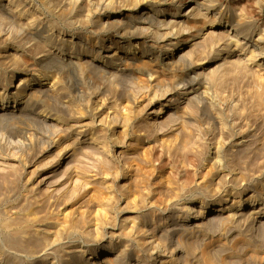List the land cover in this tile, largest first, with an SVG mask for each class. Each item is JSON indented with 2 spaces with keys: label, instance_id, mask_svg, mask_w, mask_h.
Masks as SVG:
<instances>
[{
  "label": "bare ground",
  "instance_id": "1",
  "mask_svg": "<svg viewBox=\"0 0 264 264\" xmlns=\"http://www.w3.org/2000/svg\"><path fill=\"white\" fill-rule=\"evenodd\" d=\"M243 1L244 0H0V22L1 23L10 22L9 24L11 23L15 24L18 27H20V30H22L23 33H25L24 38H20L19 34L21 33L19 34L15 33L12 35L0 37V124L3 123L6 119L9 120L8 118L16 120L15 122L17 123L14 125V127L15 126L16 127L13 130V132L15 133V135L22 134L23 142L28 144V147H34L33 151L30 153V161L31 159L35 160L38 157L42 156L44 152L47 153L48 149L46 150L45 147H52L54 145L60 148L63 147L64 149L65 143H66L65 147L68 146L70 148L72 147L69 151L65 152V155L66 153H69L71 150H74V152L71 155L73 159L72 158L71 159L78 160L81 158L78 155L79 154L82 155V153L85 155L86 152L77 149L76 148L78 147L77 144L80 143V140H82L83 138L88 139L89 135H91L89 139L95 141L97 140L99 141V143H101L100 147H110V144L113 141H115L114 137L115 136L117 137L118 133L130 134L132 132V134L134 133L137 134V136L139 137L138 141L139 140L145 141L146 135L150 134L148 133V131L151 130L152 132H154V130H156V127H160V125H162L163 123L159 125L156 124L154 121L146 125L144 124L140 125L135 122V119H137L138 121L139 118H137V116L139 115V113L140 115L141 112L146 113L148 109L156 105V103L158 104V106L153 111L155 116L165 117L168 113L170 114L174 113V115L177 113L178 117H182L183 120L184 117L195 116L192 115L193 111L191 112L189 110L191 108H188L189 107L187 106L188 104L191 103L197 104L200 102L207 101L206 106L209 107V111L211 112L210 114L213 115L212 116L213 118L209 115L208 116L210 117V119L212 118L213 121H215L214 123V125L216 124L215 132L217 131L218 134L222 133L221 134L222 136L225 135L224 136L225 140L224 139L222 140L224 141V144H219L220 143L219 141L221 140H218L219 142L217 143L218 145L216 144L214 145V147H212L213 148L211 150L212 157L208 156L206 159L207 165H205L204 170H197L198 171L197 175L194 174L197 176L196 179H200V182H196L194 184L193 180L189 181L187 179L188 180L187 181L184 177L183 171L182 172L180 171L178 173V176L176 174L177 172L173 173L177 176V178H173V182L175 183L174 187H177L178 190H180L182 196H184L186 192L188 193V191L197 192V193L203 192L204 198L202 199L201 197L198 198L195 197L192 200H190V202L185 204L186 206L183 207L185 210H187L189 214L187 219H182L179 217L180 220L175 219L178 221L175 222L173 219L174 217L172 216L171 217L172 219L168 218V221L170 219L169 222L170 224L168 223L169 226L165 227V229L160 228V225H156L155 223L156 221L155 222L152 221L151 215L155 210L153 209V212L150 210L152 213L148 212L150 208L147 207L143 208L141 212L139 210L140 212L139 214L133 215L132 217L129 218L125 217V219H130V218L133 219L131 220L133 221V223H131V226L134 227L133 228L134 230L136 228V231L134 232L137 235L135 236H138V238L140 236V239H144L143 241L145 245H147L146 246L147 248L145 249L148 250V252L149 251L154 252L152 250L157 245V243H155V240L153 239L152 234H149L148 229L149 231L153 229L155 234L156 235L158 234L157 236L159 238H162L161 240L166 238L164 237L167 235L166 233L172 230L174 231V229H176L177 227L185 226L183 227V230L186 229L188 231H190L189 229L191 228L190 233L186 232L187 234H191L193 232L192 230L196 228L200 229V227L203 228L205 224L208 223L212 224L213 221L212 222L210 221L212 218H214L212 217V215H214L215 213L216 214L219 213L218 214V217L220 218L219 221H221L222 219L221 222L224 224V225L222 224V227L224 226L225 228L226 226H234L240 224L242 218L244 219L248 218L250 224L252 225L258 223L260 221V218L264 217V166H261L263 167V169H261L262 173L257 178L253 176L250 177V173L248 175L246 170L243 169V165L247 163V158L248 157L250 158V156L252 158V154H251L252 150L255 151V149L251 148L253 144V143L251 144V141L253 140L251 136L253 134L251 135L242 134V136L239 138L244 137L243 139H246V141L244 142L243 140V142L240 143L239 141H237L239 139L237 138V134L239 133L238 130H236V128L238 127L235 126V123L233 124V122L230 124L229 118H232L233 120H235V122L236 120H241V121L249 120L252 121L251 124L255 122L257 124V127H261L263 129L262 124L261 126H258L259 123L256 121V117L254 116L255 115L253 112L254 110L251 109L254 105H252V107L250 108L249 107L250 103H248L249 101L246 102L244 100L243 105L240 102V107L242 105L240 109L242 108L244 109V110L242 109L243 111L238 110L240 111V113L237 112L235 113L234 111V113H232V116L227 115L229 111L228 112L226 111L227 114L225 113L224 110L225 107H223L222 102L214 100L212 98L210 99L211 97L210 90L216 84L214 80H216L217 71H215L214 68L213 70H211V76H206V74L204 75L203 72L202 73L197 72L194 64L195 61L202 60L200 62L202 64H204V62L206 61L207 62L211 61V63L212 62L217 63L216 65L221 66L226 60L229 62V59L227 58L241 54V55H245L246 58L245 57L244 58L247 62V65H249L250 67H252L253 65L254 66L257 65L258 67L261 66L263 67V69L261 68L262 69L261 71H264V0H249L251 4H242ZM248 5L255 7L254 9L252 8L251 9L252 10L256 9V12L250 10V8H248ZM259 16H261L262 19L261 23H257ZM217 26L219 27V29L221 28V30L216 29ZM27 44H29V46H26ZM222 45L223 47L225 46V48H222L221 47ZM233 46H235L236 48H233ZM230 52H231V56L229 57L226 56V54ZM241 58L239 57L240 60H242ZM223 67H227V66L223 65ZM228 70H230V67L228 68ZM258 73L259 72H257V75ZM117 75L120 77L122 75H128L131 76V78H134V81L135 82L137 81V83L142 87V88L139 87L143 89L141 90L142 92H139L140 91L139 88H138L139 91L137 90L139 93L131 92L130 88H127L126 85L120 84L121 81L116 79ZM110 76H114V77L116 76V78L113 80V83L111 85H108V87H106L107 84L104 85L101 82V79L103 77L108 78ZM231 78L233 79V77ZM257 78L255 79V81L257 80ZM108 81H110L109 78ZM220 82H218V86H220L221 88L222 87L221 85L223 84L219 85ZM229 82L230 81H228V83ZM256 83L257 82H254V84ZM96 84H98L100 88L95 89L94 86L97 87ZM257 84L255 86H257ZM224 85L227 86V84ZM215 87H217V85ZM261 87H264V85ZM144 89H148V90L146 91ZM262 89L263 88H261V91H263ZM261 91L259 93V91L256 90V92H254L253 90L252 98L250 100V101L253 100L252 102H254L255 104L254 107L257 106L258 110L259 108L264 107V102H263L264 98L261 100V96L263 95L261 93L263 92ZM235 92L237 93V91ZM238 93L240 94V90H238ZM244 93H246V91ZM246 95L247 94H245V97ZM64 96L73 97L72 98L73 100L70 98L69 107L67 104H64L65 103V101H63ZM238 97L240 96L238 95ZM207 98L210 101H208ZM126 101L128 102V104L123 106V103H125ZM178 103H180V106L178 109H175V105H178ZM234 106H236V104H233V108L235 110ZM123 107L124 108L126 107L125 109L126 112H124ZM109 109H113V112L116 115L113 119L109 118L110 120L109 122H107L106 121L108 119L107 117L108 116L111 117V115L109 114L110 112ZM136 109L138 110L140 109V112ZM260 111H259L260 113L263 112L261 109ZM203 113L205 114V112ZM105 114L107 115L105 116L106 119L104 117ZM257 114L258 113H256V116H258ZM85 118L88 120L90 119L91 121L89 120L90 122H87L85 121ZM196 118L197 116H195V119ZM38 120L45 123L43 124L46 125L45 129H41L39 126L36 125ZM53 121L61 123L62 129L57 131H52L53 129L51 130L49 126L50 125L54 126ZM262 122L263 120L260 123ZM110 123L115 124L114 127L111 126ZM119 128L121 129L123 128L122 132L121 131L116 132V130H119ZM111 134L115 135L113 139L112 137L110 138ZM118 135L119 137L121 136V134ZM218 136L219 135H217V137ZM213 138L211 142H213ZM117 140L119 139L117 138ZM121 140L123 139H120V141ZM140 144L141 143H139V145ZM155 144H151L150 147L157 148V145ZM249 144H251L250 147L241 148L239 149V151L238 148L236 149V151L233 149L232 151L234 152H231L230 151L231 149L229 150L230 151L229 152L227 147L228 145L249 146ZM250 148L252 150H250ZM155 149L153 148V150ZM157 150L153 153V155H151V159L158 160L159 164L162 163L163 165L165 164L169 165L170 162L167 163V161L172 157L168 159L163 155L161 151L160 153L159 150L158 151ZM205 150L201 147L193 152V154H195L194 156L198 160L197 166L200 165L201 167V165L205 164V161L203 160L205 159V156L208 154L207 152L209 151V150L208 151ZM89 154L91 153L89 152ZM256 154L257 153H255L254 156ZM260 154L261 153H258L259 158H260ZM229 155L231 156L230 163L231 166L233 167H232V171L228 172L226 163L229 160H227L226 157ZM262 156L264 155L262 154ZM255 157L258 156L256 155ZM60 159H62V156L60 157ZM261 161L264 162V160ZM155 162L158 163L157 161ZM250 164L248 163V166H250ZM254 165L252 166L254 167ZM73 166L71 167V170L69 172H65L66 173L65 176L67 175L66 178L71 177L73 173L76 171L75 166L74 167ZM104 166L103 167L99 166V167L104 168ZM117 167L118 166H115V168L113 169L111 167L110 169L114 170ZM84 168L86 167L84 166ZM84 173L83 175L80 176L84 178L81 180H85V179L87 180V178L89 177ZM175 175L173 176L175 177ZM193 176L191 177L193 178ZM111 186L114 188L111 189L110 188ZM107 188L108 190L103 191V193L105 195L106 194L111 195L112 197V194L116 188L115 184L113 185L110 184L109 187ZM248 190L251 191V194L247 192ZM157 191H159V189ZM85 192L86 190L84 191L83 188L81 189L80 187L77 186L76 188H74L73 191L72 190L69 191L66 189V191L64 190V192L61 193H66L67 196L72 195L71 197L76 196L78 198L83 195H86ZM130 192H133L132 188L130 189ZM183 192L185 193L183 194ZM89 194H93V193L91 192ZM108 195H106V197ZM195 195L197 194L195 193ZM199 198L201 200H199ZM131 201L133 200L131 199ZM142 202H144V200ZM172 204L175 205L174 203ZM111 205L110 206L107 205L105 209L107 211L109 209L112 211ZM125 208L127 209L128 207ZM222 211L228 212L227 215L226 214L224 215V212ZM178 214L180 216L181 213ZM162 218L161 220H164V218L163 219ZM52 219L59 220L56 218V216L55 218ZM113 219L115 218L113 217ZM78 220L80 221V219ZM21 221L22 220H20V224L22 223ZM63 221L62 223L65 224V225L63 224L64 225L63 227L66 228L65 226L67 222L65 221V219H63ZM73 221H71L72 223L68 222L71 223L70 225L67 224L69 226L68 229H70V231L68 230L69 231L68 234L65 232L67 228L65 229V231L63 230L64 228L62 230L60 229L61 231H59V228L61 227L62 223L57 224L60 227L58 226L55 231H53L54 228L52 230L49 229L50 227L48 228L44 226L43 228H41V226L38 227L37 225V228H39V230L35 229L36 230L35 232L37 233L33 231V236H32L33 238L31 237L32 239L30 240L23 239L21 235L24 234L25 229L24 230L21 229L23 232L22 234L19 230V228L21 227L19 228L17 227L21 235L18 234L20 235L18 236L17 234L16 235L12 234L15 236L11 237L7 243L9 247L12 248L13 250L11 249L12 252L8 254L7 256L8 260H5L0 264H16L19 251L32 252V254L36 253V255L40 257L38 260H36L31 264H50V263L53 264L52 261L55 258L54 257L55 253L56 255L61 254L59 256L61 257L63 256L67 258L70 253H71L70 255H72V253H76L75 256H78V254L80 255V252L81 254L88 252L89 251L88 249H83L84 247L83 248L81 246L78 247L77 246L78 244L74 245L73 242L70 241L67 242V240H65L66 236L63 234V232H65L67 235L70 236L71 229L72 230L73 228L76 229L75 226H78L79 224V222L76 221L77 222L76 223ZM54 222L55 221H53V223ZM163 222L161 221L159 222V224L160 223L163 224ZM5 225L7 226V224ZM11 225L9 226L11 227ZM29 225L30 224H28L27 226L28 228L30 227ZM150 226L152 229L150 228ZM209 226L210 225H208V227ZM208 227L207 229H209ZM28 228H26V230ZM32 229L34 230V228ZM130 230L131 229H129V231ZM195 231H199V230H195ZM208 231L209 230H207V232ZM34 233L37 234L36 237L34 236ZM193 234L195 233L193 232ZM250 234L252 235V233ZM169 235L171 236V234ZM252 238L251 239L244 238L243 241H240L242 239H239L232 244V247L230 246L231 247L230 249L227 247L229 250L232 249L231 252H233L228 256L229 259L231 258L230 260H233L231 261L232 262L231 264L240 263V262H241L240 264H264V252L262 253V251L260 252L258 251L260 245H257L254 241L257 238H254V240ZM108 241L110 242L109 239ZM123 241L125 240L122 239L120 244H117V246L113 244L116 246L114 248L111 246V243L99 244L96 248L91 249V252H89L90 257L79 259L78 264H130L129 262H127L126 259V257L128 256L126 251L128 249H126L127 248L126 244H124ZM145 245L143 244V246ZM216 245H215V249H213L210 246L208 247L209 249L206 250L207 251L206 253L208 254L209 258H213L215 256L214 252L217 249ZM9 247L8 250L10 249ZM150 248H152V250H149ZM137 252L139 253V251ZM156 252L157 251H155V254ZM155 254H153V256ZM162 259L161 261H164ZM224 260H226V258ZM230 260H228V263ZM213 261L214 260L212 259V261H208V263L206 264L213 263ZM214 264H216V262ZM218 264L221 263L218 262Z\"/></svg>",
  "mask_w": 264,
  "mask_h": 264
},
{
  "label": "rangeland",
  "instance_id": "2",
  "mask_svg": "<svg viewBox=\"0 0 264 264\" xmlns=\"http://www.w3.org/2000/svg\"><path fill=\"white\" fill-rule=\"evenodd\" d=\"M242 4H251V3L249 2V0H244L242 2ZM248 8H250V10H252L255 7L248 5ZM252 11L256 12V9L252 10ZM262 18H263V15H262ZM261 21H262L261 16H259L257 23H261ZM9 23L10 22H7V23H5V22L1 23L0 22V37L12 35L15 33H18V34L21 33V34H19L20 38L25 37V33H23V31L20 30V27H18L15 24H12V23L9 24ZM216 29L221 30V28L219 29L218 26L216 27ZM18 30H20V31H18ZM231 40H228V41H231ZM26 46H29V44H27ZM221 47L225 48V46L223 47V45ZM233 48H236V47L233 46ZM231 52L226 54V56H228V57L231 56ZM238 55L240 58L242 57L241 58L242 60L239 59ZM238 55H234L235 57L231 56V57L227 58V59H229V62L225 59L226 61L224 60L225 62L221 66L216 65L217 63H213V62L211 63V61L210 62L206 61V62H204V64L200 63L202 60H198V61L194 62L195 69L197 70V72H200V73L203 72V74L204 75L206 74V76H211V70H213L214 68H215L214 70L217 71L216 80H214L216 84L210 90L211 91L210 99L212 98L214 100L222 102L223 107H225L224 108L225 113H226V111L227 112L229 111L228 114L226 113L229 116H232V113H234V111H235V113L236 112L240 113V111L244 110L243 108H242L243 110L240 109L244 103V100L246 102L249 101L248 103H250L249 104L250 108L252 107V105L255 106L254 102H252L253 100L250 101L252 98L253 90H254V92H256V90H257L260 93L261 88H263L262 89L263 91H261V92H263V93H261V94H263L261 96V100L264 98L263 97L264 96V87H261L264 85V80H262L264 78H261V77H264V73H263L264 71H261L263 69V67H261V66L258 67L257 65H255V66L253 65L254 67L252 66L253 67L252 68L249 65H247V62L245 60V58H246L245 55H241V54H238ZM243 60H245V61H243ZM223 65L227 66V67H223ZM211 67H212V69H211ZM229 67H230V70H228ZM231 69H233V70H231ZM218 71L219 72L221 71V72L219 73ZM224 71H226V72H224ZM208 72L210 73V75ZM255 72H256V75H257V72H259L258 75L260 78L258 77V75L257 76L255 75ZM228 73L230 74L231 77H233V79L229 76ZM261 74H262V76H261ZM122 76L120 77L117 75V78H116V76L115 77L110 76L111 78L108 77L109 80L112 82L108 81L107 77H106L107 79L105 77H103L101 79V82L104 85L107 84L106 87H108V85H111L113 83V80L116 78L122 82V83L120 82L121 85H126L127 88H130L131 92H133V93L142 92L141 91V90H143V89H141L142 87L137 83V81L136 82L134 81V78H131V76H128V75H122ZM125 76H127V77H125ZM235 76H236V78H235ZM256 78H257V80L255 81ZM259 80H260V82H259ZM132 81H134V82H132ZM216 81L220 82L219 85L227 84L228 88L226 85H224V87H223V85H221L223 87V89H222V87L220 88V86H218V82H216ZM226 81H227V83H226ZM228 81H230V82L228 83ZM240 82H241V85H243V83H244V85L241 86ZM254 82H257V83L259 82L260 85H259V83L258 84L256 83L257 86H255L256 84H254ZM235 83H236V85H235ZM262 83H263V85H262ZM98 84H96L97 87L94 86L95 89L100 88L98 86ZM246 84H247V86H246ZM251 84H252V86H251ZM137 85H139V86H137ZM216 85H217V87H215ZM229 86H231V87H229ZM239 86H241V87H239ZM139 87H141V88H139ZM242 87L243 88L246 87V88H244V90H243ZM138 88L140 89V91ZM217 88H219V89H217ZM248 88H250V89H248ZM144 90L147 91L148 89H144ZM238 90H240V94L238 93ZM235 91H237V93ZM243 91L244 92L246 91V93H244ZM247 92H250L251 94L247 93ZM245 94H247L246 97H245ZM248 94H250V95H248ZM238 95L240 97H238ZM213 96H214V98H213ZM247 96H250V97H247ZM229 97L231 100L229 99ZM70 98L72 99L73 97L64 96V98H63V101H65L64 104H67L68 107L70 106V104H69ZM246 98H247V100H246ZM207 100H208V98H207ZM208 101H210V100H208ZM240 102L242 104L241 107H240ZM263 102H264V100H263ZM126 104H128L127 101L125 103H123V106ZM206 104H207V101L200 102L197 104H194V103L188 104L187 105V106H189L188 108L192 109V110L191 109H189V110L191 112L193 111L192 115L197 116V118L195 119V116L194 117L188 116L189 118L184 117L182 120V117H178L176 112H175L176 113L175 115H174V113H172V114L168 113L165 117L155 116L153 111L158 106V104L156 103V105L150 107L149 108L150 110L148 109V111L146 113L141 112V115L139 113V115L137 116V118H139L138 121H137V119H135V122L137 124H140V125L141 124L146 125V124H148L150 122H154V121L156 124H159V125L163 123L162 125H160V127H156V130H154V132L149 130L148 133H150V134L146 135L145 141H140V140L138 141L139 137L135 133L132 134V132L130 134L118 133V134H121V136H120L121 138L119 137L118 134H117V137L115 135H112V134L110 135V138L112 137V139L115 136L114 140L116 141V142L113 141L110 144V147H100L101 143H99V141H97V140L95 141V140L89 139L91 137V135H89L88 139L83 138L82 139L83 141L80 140V143H78L79 145L77 144L78 147H76L77 149L85 151L86 154L85 155L83 153H82V155L79 154L78 156L81 158L78 160L74 159L75 161L72 160L73 158L71 156L72 153L74 152V150H71L69 153H66V155H65V152L69 151L72 148V147L70 148L69 146L65 147L66 143L64 144V149H63V147L60 148V147H56L54 145L52 147H45L46 150L48 149L47 153L44 152L42 156L38 157L35 160L31 159V161H30V153L33 151L34 147H28V144L23 142L22 134H16L15 135V133L13 132V130L16 127V126L14 127V125L17 123V122H15L16 120L11 119V118H8L9 120L6 119L7 121L5 120L3 123L0 124V263L5 261V260H8L7 256L10 252H12L11 251L12 248H10L8 243H7L11 237L15 236L16 234L17 235L20 234V232L23 234L22 230L25 229L24 234L23 235L20 234V235L23 237V239L30 240L33 238L32 237L33 231L35 232L36 230H39V228H37V225H38V227L41 226V228H43L44 226L48 227V228L50 227L49 229H52V230L54 228L53 231H55L57 229V227L59 226L57 224H61L63 219H65V221L67 222L68 225H70L72 223L71 221L74 220L73 222H76L78 219H80V221L78 220L77 222H79V224L80 223L81 224L80 225L78 224V226H75L76 229L75 228H73V230L71 229L70 236L67 235L68 232L70 231V229H68L69 226L67 224L65 226L67 228L66 231H65L66 228L63 227L65 225L64 223H62V225H61L62 228L59 226L60 227L59 231H61L64 228L63 230L67 234L65 232H63V234L66 236L65 240H67V242L68 241L73 242L74 245L78 244L77 245L78 247L79 246H81L82 248L84 247L83 249H88L89 251L84 253V254H81V252H80V255L78 254V256H75L76 253H72V255H70L71 254L70 253L67 258L63 257V256L62 257L59 256L61 254L56 255V253H55V256H54L55 258L53 259V261L51 260L53 262V264H67V263L68 264H78L79 259L85 258V257H90L89 252H91V249L96 248L99 244H101V243L102 244H104V243L110 244L111 243V246L114 248L117 246V244H120L122 239L125 240V241H123V243L126 244V247H127L126 249H128L126 251L127 255H128L126 257V259H127V262H129L130 264L131 263L132 264H159V263L160 264H206V263H208V261H212V259L216 262V264H218V262L221 264H227L228 260L231 259V258L229 259L228 256L231 253H233V252H231L232 249L229 250L232 247V244L239 239H242L240 241H243L244 238H250L251 239L254 236H255L254 238H257V239H255V240H254V238H252V239L255 241V243L257 245H260L259 246L260 248L258 251L259 252L262 251V253H263L264 252V217L260 218V221L258 223H255L254 225L250 224L248 218H245V219L242 218L241 222L239 221L240 224L234 225V226H226V228H225L224 226L222 227V224H223L221 222L222 219H221V221H219V219H220L218 217L219 213H217V214L215 213L214 215H212V217H214V218H212L210 221V222L213 221L212 224L208 223V224L204 225V227L206 229L204 227H203L204 230L201 227H200V229L196 228V229L192 230L195 234H193V232L191 234H187L188 232L189 233L191 232V228L189 229L186 226L190 230V231H188L185 228H184L185 230H183V227H185V226L177 227L176 229H174V231L172 230L173 232L170 231L172 233H170V232L166 233L167 235L164 236L166 238L163 240H161L162 238H159L157 236L158 234L157 235L155 234V232L153 231V229L150 226V228L152 230L149 231V229H148V232H149V234H152L153 239L155 240V243H157V245H156V247H154L155 249L152 247L153 250H152V248H150L149 250H152L154 252H151V251L148 252V250L145 249V248H147L146 247L147 245H145V243L143 241L144 239H140V236H139V238H138V236H135V235H137L134 232V231H136V228L134 230L133 229L134 227L131 226V223H133V221H131V220H133V219H131V218L125 219V217L129 218V217H132L133 215L139 214L143 208L147 207V208H150L148 210V212H151V211L153 212V209L155 210L153 213L151 212L152 215H154V216L151 215L152 221H154V222L156 221L155 222L156 225H160V228L165 229V227L169 226L168 223L170 222V219L168 221V218H171L172 216L174 217L173 219L175 222H178L175 219H179V220H180V218L187 219L189 214H188L187 210H185L183 207L186 206L185 204L189 203L190 200H192L195 197L196 198L201 197L202 199L204 198L203 192L197 193V192H189L188 191L189 194L187 192L186 193L183 192V194L184 193L185 194H184V196H182V193H180V190H178L177 187H174L175 183L173 182V178H177L178 173L180 171L181 172L183 171L184 177L186 180L187 179L189 181L193 180L194 184L196 182H200V179H196V177H197L196 175L198 172L197 170H204L205 165H207V163H206L207 157L208 156L212 157L211 150L213 149L212 147H214V145H216L219 142H220L219 144H224V141H222V140L223 139L225 140V137H224L225 135L223 134L224 136H222L221 135L222 133L218 134L217 131L215 132L216 124L214 125L215 121H213V119H212L213 115L210 114L211 112L209 111V107H207ZM233 104H236V106H234L235 110L233 108ZM237 104L239 107L237 106ZM227 105H228V107H227ZM179 106H180V103H178V105H175V109H178ZM193 106H195V107H193ZM230 106H232V107H230ZM253 107L251 109L254 110L253 111L255 114L254 116L256 117V121L259 123L258 126H261V124H262L263 129L261 127H257V124L255 122H253L254 125L251 124L252 121H249V120L248 121L247 120H244V121L236 120V122H235V120H233L232 118H229V123L231 124L233 122V124L235 123V126L238 127V128H236V130H238V133H239V134H237V138L241 137L242 134H245V135L253 134L251 136L253 139L251 141V144L253 143L254 145L252 144L251 148L255 149V151L250 148V150H252V152H251L252 158H251V156H250V158L248 157L249 159L247 158V163L243 165V169L246 170L248 175L250 173V177L253 176V177L257 178L262 173L261 169H263V167H261V166H264V164H263L264 162L261 161V160H264V156H262V154L264 155V140H263L264 139L263 138V136H264V134H263L264 133V131H263L264 130V107L259 108V110H258L257 106H256L257 108L256 107L253 108ZM125 109H126V107L125 108L123 107L124 112H126ZM231 109L233 110V112ZM236 109H237V111H236ZM260 109L263 111L262 113H260L261 112ZM136 110H138V109H136ZM238 110H240V111H238ZM109 111H110L109 114L111 115V117L110 116L107 117L108 118L106 120L107 122H109V120L111 118L113 119L116 115L113 112V109H109ZM138 111L140 112V109ZM202 111L205 112V114ZM256 113H258L257 114L258 116H256ZM208 115L211 116L212 118L210 119V117ZM105 116H107V115L105 114L104 117ZM105 119H106V117H105ZM162 119H163V121H162ZM89 120L85 118V121L90 122L91 120L90 121ZM96 120H97V118H96ZM259 120H260V122L263 120V122L260 123ZM239 121L241 124L239 123ZM97 122H99V121H97ZM53 123H54V126L53 125L49 126L51 128V130L53 129L52 131H57V130L62 129L61 123L54 122V121H53ZM113 123H115V122H113ZM43 124H45V123L40 121V120H38L36 123V125L39 126L41 129H45L46 125H43ZM110 125L114 127L115 124L110 123ZM24 126H26V125H24ZM260 128L262 129V131ZM254 129H255V131H254ZM122 130H123V128L122 129L119 128V130H116V132L117 131L122 132ZM239 130L241 132V135H240ZM256 130H257V132H256ZM193 131H194V133H193ZM213 132H215V133H213ZM261 133H262V135H261ZM217 135H219V136L217 137ZM189 137L190 138L192 137V138L190 139ZM117 138L119 140H117ZM212 138H213V142H211ZM243 138H239L237 141H239L241 143L244 140V142H245L246 139H243ZM254 138H256V139H254ZM120 139H123V140L120 141ZM125 139H126V141H125ZM214 139L215 140L217 139V140L215 141ZM257 139H259L260 142ZM18 140H20V141L22 140V141L20 142ZM218 140H221L222 142L221 141L218 142ZM214 142H215V144H214ZM119 143H121L122 145ZM139 143H141V144L139 145ZM150 143L151 144L156 143L155 145H157L159 152L161 151L166 158L169 159L172 157L171 159H169L167 161V163L170 162L169 165L165 164L166 165L165 166L162 163L159 164L158 160L151 159V155H153V153L157 150V148L156 147L151 148ZM251 144H249V146H242V145H236V146L231 145L230 146V145H228L227 147H228V151L231 149L230 151L234 152V151H232L233 149L236 151V149L238 148V151H239V149H241V148L250 147ZM93 146H96V147H93ZM201 147L204 150L206 149L207 151L208 150L209 151L207 152L208 154L205 156V159L203 160V161H205V164L201 165V167H200V165L197 166L198 160L194 156L195 154H193V152L198 150ZM81 148H83V149H81ZM149 148H150V151H149ZM153 148L154 149L156 148V149L153 150ZM178 151L180 153H182V152L183 153L180 154ZM89 152L91 154H89ZM150 152H152V153H150ZM253 152H254V154L257 153L256 155L258 157H255L256 155L254 156ZM63 153H64V155H63ZM165 153H166V155H165ZM187 153H189V154H187ZM210 153H211V155H210ZM258 153H261L260 158H259ZM58 154H60V155H58ZM106 154H108V155H106ZM175 155H177V156H175ZM61 156H62V159H60ZM230 157H231L230 155L226 157V159L229 160V161L226 160L227 161L226 166H227L228 172L232 171V167H233V166H231V163H230ZM253 158H255V159H253ZM256 158H258V159H256ZM183 159H184V161H183ZM76 161H77V163H76ZM155 161H157L158 163H156ZM249 161H251V162H249ZM260 162H261V165H260ZM248 163L249 164L251 163L250 166H248ZM73 164L76 168V171L73 173V175L71 177H67L68 178L67 179L66 178L67 175L65 176V174H66L65 172H69L71 170V167L73 166ZM113 164H116V165H113ZM102 165L103 166L105 165L104 168H101V167H103ZM160 165H163V166H160ZM252 165H254V167ZM84 166L86 168H84ZM99 166H101V167H99ZM115 166H118L116 168L117 170L114 169L116 171L112 170L113 168H115ZM255 166H257V167H255ZM111 167H112V169H110ZM85 169H87V170H85ZM107 170L110 172H108ZM257 170L260 172H258ZM124 171H125V173H124ZM162 171H165V172H162ZM84 172H87V173H84ZM98 172H99V174H98ZM78 173H79V176H78ZM83 173L85 175L89 176V177L87 176L88 177L87 180L89 179L88 181L86 179H85L86 181L81 180V179H84V178L80 177L81 175H83ZM171 173L172 174L176 173L177 176L175 174H173V175H175V177H174ZM251 173H253V174H251ZM194 174H196V175H194ZM254 174H256V175H254ZM257 174H258V176H257ZM147 175H150V176H147ZM191 176H193V178ZM79 177H80V179H79ZM142 180H143V182H142ZM134 183L136 186L134 185ZM110 184L111 185L115 184L116 188L112 194V197H111V195H108V194H106V195H108L106 197V195L103 193V191H107L108 190L107 187H109ZM146 185H148V186H146ZM77 186L80 187L81 189L83 188V190L84 191L86 190V192L88 191L87 193L85 192L86 195H83V196L77 198L76 196L71 197L72 195L67 196L66 193H61V192H64V190L66 191V189L69 191H71V190L73 191L74 188H76ZM139 186H140V188H139ZM143 186H144V188H143ZM117 187L120 189H118ZM110 188L113 189L114 187L111 186ZM131 188H132L133 192H130ZM161 188L165 192L162 191ZM125 189H127V190H125ZM133 189H135V190H133ZM140 189H141L142 193H141ZM156 189L157 190L159 189V191H157ZM249 190L247 192H249L251 194V191H249ZM91 192L93 194H89ZM138 193H140V194H138ZM146 193H147V195H146ZM156 193H157V195H156ZM163 193L164 194L166 193V194L164 195ZM192 193L194 195L196 193L197 195L194 196ZM61 194H63V195H61ZM103 194L105 197L103 196ZM141 194H143V195H141ZM139 195H140V197H139ZM127 196H129V197H127ZM135 196H136V198H135ZM109 197H110V199H109ZM63 198H64V200H63ZM125 198H127V199H125ZM131 199L133 201H131ZM139 199H140V201H139ZM143 200H144V202H142ZM199 200H201V199L199 198ZM139 202H141V203H139ZM175 202H178V203H175ZM104 203H105V205H104ZM108 203H110V204H108ZM172 203H174L176 206L173 205ZM106 204L108 206L113 204V205H111L112 211L110 209L108 211L105 209L107 207ZM129 204H130V206H129ZM172 205L175 207V209ZM8 206H9V208H8ZM111 207H109V208H111ZM125 207H128V208L126 209ZM180 207H182V208H180ZM124 208H125V210H124ZM165 208H166V210H165ZM139 210H140V212H139ZM4 211H6V212H4ZM26 212H28V213H26ZM174 212H175V214H174ZM222 212H224V215L225 214L227 215V213H228L226 211H222ZM178 213H181L182 215L180 214V216H179ZM57 215H58V217H57ZM184 215H186V216H184ZM55 216L59 220L52 219V218H55ZM117 216H119V217H117ZM160 216H161V218L163 216L164 220L166 219L168 222L166 220H165L166 222L164 220H161ZM183 216H184V218H183ZM64 217H66V218L69 217V218L66 219ZM113 217L115 219H113ZM29 218H30V220H29ZM83 219H85V220H83ZM20 220H22L21 224H20ZM53 221H55V222L53 223ZM56 221L59 223H57ZM161 221L162 222L164 221L163 224L162 223L159 224V222H161ZM23 222H24V224H23ZM68 222H71V223H68ZM122 222H123V224H122ZM4 223L7 224V226ZM8 223H10V224H8ZM50 223H52V224H50ZM11 224H13V225H11ZM28 224H30L29 228L27 227ZM33 224L36 226H34ZM9 225H11V227ZM14 225H16V226H14ZM208 225H210L211 227L210 226L208 227ZM235 226H237V227H235ZM250 226H252V227H250ZM17 227L18 228L21 227V228H19L20 232L17 229ZM31 227L34 228V230ZM207 227L209 229H207ZM229 227H230V229H229ZM248 227H250V228H248ZM26 228H28L29 230L27 229L28 230L27 231ZM128 228L131 229L130 231H132V232H130ZM223 228L225 229V231ZM14 229H15V232H14ZM77 229H79V230H77ZM221 229H222V231H221ZM195 230H199V231H195ZM207 230H209V231L207 232ZM246 230H248V231H246ZM16 231H18V232H16ZM243 231H244V233H243ZM198 232H199V234H198ZM35 233H37V232H35ZM35 233H34V236L36 237L37 234H35ZM250 233H252V235ZM12 234H15V235H12ZM169 234H171V236ZM245 234H246V236H245ZM10 235H12V236H10ZM20 235H18V236H20ZM240 235L243 237H241ZM72 237H74V238H72ZM130 237H132V238H130ZM71 238H72V241H71ZM108 239L110 240V242L108 241ZM188 240H189V242H188ZM117 241H118V243H117ZM113 244H115L116 246ZM143 244L145 246H143ZM213 245H214V247H213ZM215 245H216L217 249H219V247H220L221 250L216 249V251L214 252L215 256L213 258H209L208 254L206 253L207 252L206 250L209 249L208 247H210V246L213 249H215ZM157 246H159V247H157ZM8 247L10 248L9 250H8ZM188 250H189V252H188ZM137 251H139V253ZM155 251H157L156 252L157 255L155 254ZM20 252H22V253H20ZM25 252L26 251H19L16 264L17 263L18 264H31L40 258L36 255V253L32 254V252H26V253ZM137 253H138V255H137ZM146 253H148V254H146ZM152 253L155 255L153 256ZM219 253H220V255H219ZM206 254H207V256H206ZM225 258H226V260H224ZM161 259L164 261H161ZM214 261H213V263H210V262L209 263L214 264L215 263ZM224 261H226V262H224ZM231 261H233V260H230L228 264H231L232 263ZM240 263H235V264H240Z\"/></svg>",
  "mask_w": 264,
  "mask_h": 264
}]
</instances>
